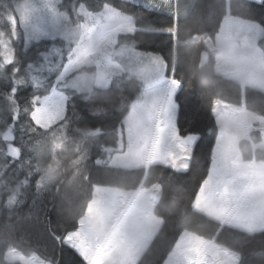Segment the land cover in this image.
Here are the masks:
<instances>
[{"label": "trees", "instance_id": "trees-1", "mask_svg": "<svg viewBox=\"0 0 264 264\" xmlns=\"http://www.w3.org/2000/svg\"><path fill=\"white\" fill-rule=\"evenodd\" d=\"M25 1L0 0V264H23L7 260L9 249L27 256L36 254L51 264H88L65 240L71 233L81 234L96 186L126 191L150 188V198L136 209L142 214L149 203L152 216L162 220L160 226L154 225L145 240L146 230L136 216L131 222V234L118 236L134 243L130 244L133 247L144 245L138 256L130 255L133 247L128 249L132 264H163L184 231L215 239L219 246L239 255V264H264V230L251 233L223 225L193 207L209 175L219 134L215 101L241 106L244 94L247 110L264 116V91L249 84L243 88L239 80L218 73L217 52L205 43L207 37L216 39L227 15L228 0H176L181 8L187 5V11L178 15L173 3L165 0L60 2V9L77 24L83 19L79 13L82 6L87 12L98 13L109 4L133 16L138 29L121 34L119 45L153 55L159 66L152 69L178 83L171 131L179 134L174 140L192 143V148L185 145L191 156L188 167L182 170L160 162H152L148 168L110 164L116 153L128 148L125 121L134 114L133 107L147 84L115 66L117 70L110 73L108 86L94 85L90 91L69 86L73 76L86 72L93 74V81L97 75L95 65L85 66L65 81L57 82L76 43L48 38L28 45L17 11ZM229 1L232 16L262 26L263 34L257 44L264 55V0ZM209 43L212 45L210 40ZM55 84L67 96L66 114L44 128L33 118L34 102L49 95ZM150 94L152 110L146 107L149 113L142 108L149 125L151 116L156 118L153 102L157 95ZM138 119L141 117H137L139 122ZM149 125L142 128L146 136L142 135L145 141L140 145L145 150ZM135 128L137 132L136 125ZM190 135L196 136L194 141ZM261 141L260 129L253 130L250 139L239 141L245 160H253L254 156L258 162L264 160V149L254 150L252 146V142L258 145ZM102 192L104 196L121 194ZM142 201L138 200L137 205ZM86 232L91 230L83 229ZM144 241L149 242L146 245Z\"/></svg>", "mask_w": 264, "mask_h": 264}, {"label": "rangeland", "instance_id": "rangeland-1", "mask_svg": "<svg viewBox=\"0 0 264 264\" xmlns=\"http://www.w3.org/2000/svg\"><path fill=\"white\" fill-rule=\"evenodd\" d=\"M60 2L61 0H26L19 4L17 9L28 45L48 38H62L76 43L58 81H65L74 71L85 66L95 65L97 75L93 81L91 79L93 74L86 72L73 76L69 80V86L83 91L92 90L95 84L108 86L111 82L110 73L117 70L114 68L116 62L112 60L115 58L121 59L119 62L122 67L147 84L142 97L133 107L134 114L125 121L126 141L129 137L128 148L124 152L116 153L110 164L134 167L160 162L178 170L186 169L191 156L190 149L187 147L192 148L189 139L194 141L196 136L190 135L189 142L186 144L179 138L174 140L176 135L179 136L177 131L175 133L171 131L175 103L173 96L177 91L178 83L165 74L159 75L161 71L158 69H152L159 66L153 55L117 47L120 33L135 30L133 17L111 5H106L99 13H89L81 7L79 13L83 15V19L77 24L71 15L60 9ZM166 2L173 3L175 15L184 10L183 7L178 9L176 0H166ZM262 34L263 28L259 23L241 17H231L228 14L216 35L214 44L218 49L224 45L231 46L240 64L233 52L219 50L216 56L218 59L216 71L229 78L240 80L243 86L249 84L264 91V55L257 44ZM158 81L162 83L152 86ZM153 92L157 94L156 102H153V104L156 103V118L150 114L153 118L149 119L151 121L149 125L146 117H143L142 108L149 107L152 110L153 106L149 101L153 99L150 94ZM158 95H160L159 103H157ZM34 103L33 118L44 128L55 124L66 114L67 97L56 88H53L50 95L36 98ZM147 111L150 113V110ZM214 111L219 125V134L209 176L203 183L193 207L220 221L223 225L251 233L263 231L264 160L259 162L255 159L244 160L239 141L243 138H251L252 131L260 129L262 142L260 145L253 144V149H264V116L250 113L244 105L237 106L222 100L215 101ZM137 117H141L138 119L140 123ZM135 125L138 127L137 132H135L136 128L134 130ZM147 125H149L147 134L150 137L146 141L145 150L140 144L145 141L142 128ZM131 129L134 130L132 134ZM159 135H161L160 142ZM141 136L142 139L139 140ZM166 143L172 144L169 145L170 147H163ZM101 190L121 194L119 197L114 196L113 193H107L108 196H104ZM95 192L89 211L81 225L83 229L91 230V232L83 233L82 229L81 234L71 233L67 236L66 243L74 247L88 264H132V260L129 259L132 256H138V252L144 245L133 247L130 244L134 243H127L123 238L118 239V236L125 233L130 235V230L133 228L131 222L137 217L141 220L142 228L146 230L145 240L155 228L154 225L160 226L162 220L152 216L154 213L149 203L146 205L147 208L142 209V214H139L136 209V206H143L147 197L150 198V188L141 187L138 190L126 191L96 186ZM141 199L142 204L139 202L140 204L137 205L136 202ZM131 247L134 252L131 249L130 255L132 253L133 255L129 256L128 249ZM6 258L11 262L20 261L23 264H51L36 254L27 256L15 249H9ZM239 259L238 254L219 246L214 240L208 241L190 231H184L169 255L167 264H238Z\"/></svg>", "mask_w": 264, "mask_h": 264}, {"label": "crops", "instance_id": "crops-1", "mask_svg": "<svg viewBox=\"0 0 264 264\" xmlns=\"http://www.w3.org/2000/svg\"><path fill=\"white\" fill-rule=\"evenodd\" d=\"M185 6H187V5H184V6H182L183 8L185 7ZM180 8H181V6H180ZM187 11V8L185 7L184 8V10H182V13L183 12H186ZM210 40V39H209ZM211 41V40H210ZM228 41V40H227ZM230 41V40H229ZM211 43H212V45L211 46H213V42L211 41ZM226 43H228V42H226ZM209 45H210V43H209ZM227 46H221V47H219V50H224L225 48H226ZM233 51V50H232ZM233 53H234V55H235V57H236V59H237V61L239 62V59H238V57H237V55L235 54V52L233 51ZM218 54H219V52L217 53V56H218ZM217 63H218V59H217ZM238 64H240V62L238 63ZM162 83V81H158V82H155L152 86H155V85H159V84H161ZM215 108V107H214ZM167 262H168V259L165 261V263L164 264H167Z\"/></svg>", "mask_w": 264, "mask_h": 264}]
</instances>
